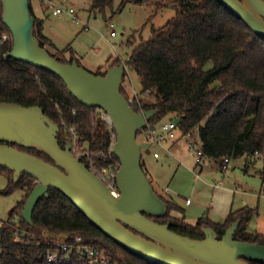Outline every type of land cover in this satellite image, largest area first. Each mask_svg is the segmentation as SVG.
<instances>
[{"label": "trees", "instance_id": "1", "mask_svg": "<svg viewBox=\"0 0 264 264\" xmlns=\"http://www.w3.org/2000/svg\"><path fill=\"white\" fill-rule=\"evenodd\" d=\"M145 1L120 0L116 12L126 4ZM164 2L175 10V17L163 27L152 30L150 38L135 46L124 63L138 77L141 95L152 98L151 102L139 98L132 109L136 113L157 111L137 136L155 127L164 116L171 115L177 121L178 139L196 130L204 159L244 158L245 169L259 160L258 177L264 184V40L216 0H161L157 7H163ZM113 5L114 0H90L88 13L105 16L107 11L114 13ZM29 10L34 18L33 36L39 46L52 47L43 35V21L34 16L30 3ZM127 44L131 45L129 41ZM11 48V41L0 47V104L39 107L44 116L58 126L56 138L61 149L67 145L74 149V143L76 153L90 155L79 158L89 171L116 172L118 160L110 152L115 135L101 112L80 105L52 73L8 57ZM66 53H69L68 58ZM49 54L59 63L70 64L75 60L81 66L69 48ZM107 61L110 62V58ZM120 64L119 59H115L109 63V68ZM208 64L211 67L205 70ZM105 71L98 68L92 74L103 76ZM125 81L126 72L122 84ZM120 93L129 99L123 86ZM9 146L53 165V161L36 148ZM141 167L145 173L142 160ZM0 175L7 180L0 194L8 195L14 190L23 192L8 218L0 220V264H49L47 255L56 250V240L66 244L76 238L103 254L108 264H151L117 246L52 188H48L47 197L38 200L28 224L22 210L36 185L35 179L21 174L14 182L13 172L2 167ZM156 195L166 203L167 211L163 217L151 219L158 224L168 223L169 230L179 236L202 240L203 229H211L220 239L238 222L234 241L264 246V235L247 231L257 214L256 209L245 206L232 211L221 224L203 216L189 225L179 206ZM174 211L181 215L180 219L171 216ZM68 264L84 263L73 256Z\"/></svg>", "mask_w": 264, "mask_h": 264}, {"label": "water", "instance_id": "2", "mask_svg": "<svg viewBox=\"0 0 264 264\" xmlns=\"http://www.w3.org/2000/svg\"><path fill=\"white\" fill-rule=\"evenodd\" d=\"M216 1L264 40L263 0ZM0 4L2 23L12 37L8 57L57 76L80 105L110 117L115 135L111 153L118 160V197L72 155L70 145L59 147V128L39 107L0 104V167L13 172L14 182L21 174L36 182L22 210L28 224L36 203L52 188L117 246L151 264H264V246L233 240L238 222L220 239L213 230L203 229L202 240L179 236L169 230L168 223L154 222L151 218L163 217L167 205L156 195L141 167L142 152L149 144L138 143L136 138L157 111L136 113L121 95L125 64L96 76L75 60L59 63L33 36L29 0H0ZM9 145L36 148L53 165Z\"/></svg>", "mask_w": 264, "mask_h": 264}, {"label": "rangeland", "instance_id": "3", "mask_svg": "<svg viewBox=\"0 0 264 264\" xmlns=\"http://www.w3.org/2000/svg\"><path fill=\"white\" fill-rule=\"evenodd\" d=\"M53 2L57 5L55 7L63 9L61 15H51V10L46 9L41 0H29L32 11L39 19L43 20L45 36L53 45L52 47L46 46L44 49L54 54L55 50L62 51L69 48L73 52L76 51V55L81 56L96 68L103 66L108 57L119 59L124 64L132 49L150 38L152 30L163 27L175 17V10L170 4L164 2L163 7H157L158 4H161V0H146L143 4H126L120 12H116L120 0H114V13L107 11L105 16L99 13H88L90 0H53ZM69 9L75 12L79 19L78 23H75L76 20L65 12ZM84 25L88 27L87 31L83 30ZM110 32H114L116 36L111 37ZM128 41L131 45L127 44ZM210 67L209 64L206 65L205 70ZM125 72L126 81L122 86L128 94L130 96L136 94L140 99L146 98L151 102L152 98L147 94L141 95L138 77L126 67ZM171 120H175L173 116H164L156 123V127ZM136 140L138 143H142L140 135ZM192 141L198 143L196 130L186 137L179 138L177 142L175 141L176 143L172 142L175 143L174 145L169 142L161 145L149 144L148 149L141 155L145 173L150 179L154 191L162 196V191L167 189V194L180 207L185 206V200L190 197V191L195 185L193 177L195 174H199V169H195L196 158L188 148V144ZM154 154L157 155L156 158ZM219 165V161L217 163L212 161L209 167L203 166V175L199 174V181L204 180V175L210 171V168L213 175L207 178L209 182L213 184L221 180L219 175L221 176L223 172L220 171ZM233 167L235 180L229 182L227 186L242 193V195L239 193L236 195L237 205L239 200H242V206L245 204V206L258 211L264 207V198L262 196L258 198L259 193L264 196V184L261 186L258 177V172L261 169L260 161L257 160L254 165H249L246 169L241 167L240 161H235ZM224 175L225 180L229 181V173L226 172ZM244 181H247L248 185L245 186ZM6 185V178L0 175V191ZM22 196L23 192L20 190H14L8 195L0 194V220L4 221L8 218L9 212L22 199ZM252 227L253 222L249 226V230ZM56 241L59 242V240Z\"/></svg>", "mask_w": 264, "mask_h": 264}, {"label": "crops", "instance_id": "4", "mask_svg": "<svg viewBox=\"0 0 264 264\" xmlns=\"http://www.w3.org/2000/svg\"><path fill=\"white\" fill-rule=\"evenodd\" d=\"M55 6H57V5H55ZM45 8L50 10L47 6H45ZM69 10H72V9H69ZM73 13H74L75 20H76L75 23H78L79 19L76 16L74 11H73ZM33 14L37 19H39V17L35 15L34 11H33ZM39 20H42V19H39ZM85 28H86V30H85ZM83 30L87 31L88 27L86 25H84ZM44 32H45V28L43 27V35L45 36ZM46 38L48 39V37H46ZM73 54L75 56V59L80 63L81 67H83L85 70H87L88 72H91V73H94L98 68H102L103 71L107 70L109 68V63L111 61L115 60L112 57H108L107 60L110 58V60H111L110 62H108L106 60L105 64L103 66H99L96 68V67H93L94 65H91L84 58H81V56L76 55L77 54L76 51H74ZM65 55L69 56L68 53ZM66 58H68V57H66ZM89 67H93V68L91 69ZM175 143H172V144L174 145ZM212 161L213 160L203 161L201 164L195 165V169H199V174L202 173V175H203V171H204L203 166L209 167V165L211 164ZM218 161L219 160H214L213 162L217 163ZM235 161H240L241 167L245 168V159L244 158L229 160L228 170L226 171L229 173V175H228L229 181L225 180L224 174L226 172H223L221 174V176L219 175L221 180L216 181L213 184H211L209 182V179H207V178H210L209 177L210 175H213V171L211 168H210L209 172L205 173L204 178H203L204 180L199 181V179H200L199 174H195V176L193 177V184H195V185H193V187L190 191V197L185 200V206L184 207L179 206L183 210L184 220L187 224L194 225L196 223L197 219H199L200 217H203V216H206V218L209 221H211L215 224H221L225 221L226 217L228 216V214L230 212L237 211V210L245 207V204H243V206L241 205L242 200H239L238 205H237L236 195H238V193H239V195H242V193L239 192L238 190H233L229 186H227L229 184V182L235 180V175L233 174V168H234L233 163ZM254 164H255V162L251 163V165H254ZM143 165H144V163H143ZM144 169H145V167H144ZM219 169L221 171L220 165H219ZM205 178H206V180H205ZM244 185L245 186L248 185V182L244 181ZM262 185L263 184L261 182V186ZM238 187H241V185H238ZM167 191H168L167 189L162 191V194H163L162 197L177 205V202L175 200H173L172 197H170L167 194L168 193ZM261 196H262V198H264V196L259 193L258 198H261ZM187 201H189L188 204L186 203ZM171 216L174 218H177V219L181 218V215L175 211L171 213ZM252 222H253V227L251 230H249V226L251 225ZM247 231L249 233H253V234L264 235V207H262L261 209H258L257 214L251 219V221L247 227Z\"/></svg>", "mask_w": 264, "mask_h": 264}, {"label": "built area", "instance_id": "5", "mask_svg": "<svg viewBox=\"0 0 264 264\" xmlns=\"http://www.w3.org/2000/svg\"><path fill=\"white\" fill-rule=\"evenodd\" d=\"M41 2L43 5L47 6L51 10V14L53 16H59L62 14L63 9L55 7L53 0H41ZM0 7H1V4H0ZM65 12L71 18L75 19V16L72 10H69V11L66 10ZM1 23H2V20L0 19V47H3L8 42L10 41L12 42V37L9 31L8 30L6 31L2 27L3 23L2 24ZM110 36L114 37L115 33L110 32ZM127 102L132 107L133 105L139 103V97L136 94H133L129 96V99L127 100ZM100 112L103 116V120L106 122L107 125L111 127L112 122H111L110 117L104 112L102 111ZM140 136L142 139V143H148V144L153 143V144L161 145L167 142L169 143L175 142L178 139L177 121L171 120V121L161 124L159 127H156V126L151 127L147 131L142 133ZM114 142L112 143L110 147V152L112 150V146ZM73 147L74 149H72L71 147V151H72V155L75 158L79 159L82 156L89 158L90 155L88 153H82V152L76 153L74 143H73ZM188 148L191 154L195 156L197 164H201L203 161H209V160L204 159L199 142L198 143L195 141L190 142L188 144ZM154 157L156 158L157 155L154 154ZM219 161H220L221 171L226 172L228 170L229 160L227 158H222ZM117 170H118V167H117ZM91 172H93L99 178V180L110 190V192L112 193L114 197H118L119 194H118V191L116 189V184H115L116 172H110L107 169L102 170L99 174H96L94 171H91ZM186 203L188 204L189 201H187ZM16 240L18 239L15 238V241ZM55 245H56V250L53 252H50L47 255V262L49 264H68L71 262V259H73V256L78 258L84 264H108L103 254H101L98 250L94 248L84 245L81 238L74 239L72 243H66V244L56 243Z\"/></svg>", "mask_w": 264, "mask_h": 264}]
</instances>
